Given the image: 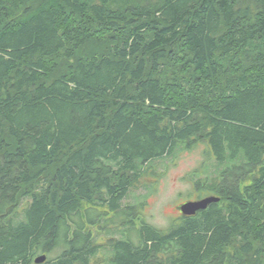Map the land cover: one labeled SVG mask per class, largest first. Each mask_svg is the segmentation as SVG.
<instances>
[{
  "label": "trees",
  "instance_id": "trees-1",
  "mask_svg": "<svg viewBox=\"0 0 264 264\" xmlns=\"http://www.w3.org/2000/svg\"><path fill=\"white\" fill-rule=\"evenodd\" d=\"M202 143L220 200L155 226L131 190ZM42 254L264 264V0H0V264Z\"/></svg>",
  "mask_w": 264,
  "mask_h": 264
},
{
  "label": "rangeland",
  "instance_id": "rangeland-1",
  "mask_svg": "<svg viewBox=\"0 0 264 264\" xmlns=\"http://www.w3.org/2000/svg\"><path fill=\"white\" fill-rule=\"evenodd\" d=\"M214 162L206 155L203 143L183 151L174 161H156L158 175L149 174V181L133 188L127 201L142 205L140 208H144L148 221L166 228L179 217V206L197 195L191 175L203 165H209L211 172L215 168Z\"/></svg>",
  "mask_w": 264,
  "mask_h": 264
},
{
  "label": "water",
  "instance_id": "water-1",
  "mask_svg": "<svg viewBox=\"0 0 264 264\" xmlns=\"http://www.w3.org/2000/svg\"><path fill=\"white\" fill-rule=\"evenodd\" d=\"M219 200L220 197L207 196L202 199L187 201L180 206V209L184 215H194L196 214V212L206 209L210 204L218 202ZM46 260L47 255L42 254L35 259V262L37 264H41L44 263Z\"/></svg>",
  "mask_w": 264,
  "mask_h": 264
},
{
  "label": "flooded vegetation",
  "instance_id": "flooded-vegetation-1",
  "mask_svg": "<svg viewBox=\"0 0 264 264\" xmlns=\"http://www.w3.org/2000/svg\"><path fill=\"white\" fill-rule=\"evenodd\" d=\"M196 199H198L197 197H194L193 199H190V200H196ZM182 214V213H181Z\"/></svg>",
  "mask_w": 264,
  "mask_h": 264
},
{
  "label": "bare ground",
  "instance_id": "bare-ground-1",
  "mask_svg": "<svg viewBox=\"0 0 264 264\" xmlns=\"http://www.w3.org/2000/svg\"><path fill=\"white\" fill-rule=\"evenodd\" d=\"M47 261V260H46Z\"/></svg>",
  "mask_w": 264,
  "mask_h": 264
}]
</instances>
